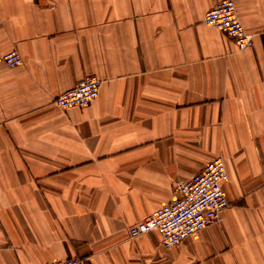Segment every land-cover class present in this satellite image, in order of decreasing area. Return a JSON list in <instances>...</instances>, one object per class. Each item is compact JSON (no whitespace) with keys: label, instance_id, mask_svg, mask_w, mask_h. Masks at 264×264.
I'll return each mask as SVG.
<instances>
[{"label":"crops","instance_id":"obj_1","mask_svg":"<svg viewBox=\"0 0 264 264\" xmlns=\"http://www.w3.org/2000/svg\"><path fill=\"white\" fill-rule=\"evenodd\" d=\"M219 0H0V264H264V0L252 47L203 22ZM102 80L83 108L53 97ZM225 158L228 205L166 247L128 227Z\"/></svg>","mask_w":264,"mask_h":264},{"label":"built area","instance_id":"obj_2","mask_svg":"<svg viewBox=\"0 0 264 264\" xmlns=\"http://www.w3.org/2000/svg\"><path fill=\"white\" fill-rule=\"evenodd\" d=\"M203 22L232 38L238 50L250 48L254 44L253 34L245 30L237 15L234 0H219L205 12ZM22 62V56L16 48L6 51L0 49V63L14 67ZM101 85L100 78L88 75L54 96L52 101L62 110L83 108L98 96ZM227 178L225 158L220 154L214 156L200 171L177 182L175 196L169 203L130 225L127 229L129 238L156 231L160 235L161 244L172 247L194 232L210 224L220 223L222 210L229 203L223 188ZM42 264H86V258L74 256Z\"/></svg>","mask_w":264,"mask_h":264}]
</instances>
